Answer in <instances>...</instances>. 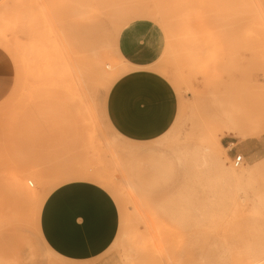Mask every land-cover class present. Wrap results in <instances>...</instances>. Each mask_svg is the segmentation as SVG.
I'll use <instances>...</instances> for the list:
<instances>
[{"label":"rangeland","instance_id":"rangeland-1","mask_svg":"<svg viewBox=\"0 0 264 264\" xmlns=\"http://www.w3.org/2000/svg\"><path fill=\"white\" fill-rule=\"evenodd\" d=\"M159 1L164 19L134 17L118 32L104 21L98 35L84 42L69 24L64 34L57 0H0V31L14 37L16 52L0 48V216L14 206L26 221L36 216L42 187L30 178L34 186H28L41 195L33 200L12 195L8 186L24 166L36 163L49 175L79 170L107 176L129 195L122 207L106 195L115 224L93 259L99 264H125L122 242L129 228L142 253L155 241L130 176L136 153L173 148L196 161L209 132L246 114L256 119L260 135L224 136V168L198 166L187 195L203 207L199 252L208 238L220 239L213 232L238 228L250 238L264 235V164L249 173L264 161V0ZM98 51L128 72L94 87L79 80L83 69L81 78H92L88 57ZM57 64L68 66L66 78ZM238 154L243 161L234 166ZM240 166L241 176L222 174ZM38 235L39 264H48L56 250ZM180 264H187L184 256Z\"/></svg>","mask_w":264,"mask_h":264},{"label":"bare ground","instance_id":"bare-ground-1","mask_svg":"<svg viewBox=\"0 0 264 264\" xmlns=\"http://www.w3.org/2000/svg\"><path fill=\"white\" fill-rule=\"evenodd\" d=\"M150 1L57 0V3L64 8L57 17L61 20L64 34L67 32L65 28L69 24L70 31L75 32V28L79 38L86 42L87 38L98 35L104 21H107L113 30L118 32L127 20L134 17L157 15L164 19L165 15L160 7L161 2L159 0ZM88 46L90 45L88 44ZM0 48L15 55L14 37L0 31ZM92 48L94 49V46ZM98 52L88 57L90 69L87 71L92 70V78L89 80L81 78L86 70L83 69L80 75H76L79 80L94 87L105 85L117 77V74L128 72L126 67L116 62H111V64L105 61L104 53ZM106 68L114 70L108 71ZM57 69H61L60 74L63 71V78H66L70 71L66 64H57ZM78 79L77 81H79ZM73 87L75 88V86ZM72 89L69 92L70 98L74 95ZM260 133L261 130L257 127L256 119L251 114H246L243 118L232 119L219 127L218 130L209 132L201 140L196 161L182 157L179 150L173 148L155 150L152 147H147L140 154L136 153L134 174L132 173L130 176L135 179L136 190L142 195V201L145 202V208L154 229L155 241L151 240L147 247H143L142 253L140 244H136V232H131L134 230L129 228L125 234L124 242H122L125 264H180L183 256L187 264H264V235L260 238H250L248 231L245 232L238 228L231 232H235L233 235L227 231L229 229L213 232L220 239L217 242H211L208 238L205 241L206 246L202 247L199 252L196 247L200 235L204 232L200 229L202 225L199 224L200 211L203 207L196 205V201L187 195L190 190V181L198 177V166L224 168L223 162L220 161L221 152L226 148L221 142L224 136L245 139L258 137ZM242 158V155H236L233 159L234 166H239L243 161ZM153 160H156L154 168L153 164L149 165V162ZM263 164L264 161L255 164L249 173L257 172ZM152 169H154L153 174H151ZM244 172L242 166L231 167L226 172L222 170V174L227 176H241ZM30 178L34 179L35 183L45 191H43L42 203L38 202V206L35 208L36 216L30 221H26L16 206L10 209L7 214L2 213L0 216V240L9 236L10 233H14L27 236L37 243L39 241L38 233L41 235L39 223L43 207L46 206L52 193L57 189L71 185L92 186L107 195L116 207H122V204L126 205L125 197L129 195L128 191L122 192L120 188H114L107 176L100 173L69 170L67 173L49 175L44 167L36 163L24 166L18 175L9 177L8 186L12 190V195L17 193L28 199L40 200L41 195L37 194L36 189L28 186V184L34 186V182ZM146 184H148V188ZM154 202H159V204L156 206ZM255 243L256 246H254ZM130 251H133L135 255H131ZM51 252L53 256L48 264H89L88 261L80 262L56 251Z\"/></svg>","mask_w":264,"mask_h":264},{"label":"crops","instance_id":"crops-1","mask_svg":"<svg viewBox=\"0 0 264 264\" xmlns=\"http://www.w3.org/2000/svg\"><path fill=\"white\" fill-rule=\"evenodd\" d=\"M115 214L107 196L92 186L71 185L54 191L43 207V239L56 252L76 261L94 262L111 238ZM0 264H39V250L29 237L0 240Z\"/></svg>","mask_w":264,"mask_h":264}]
</instances>
